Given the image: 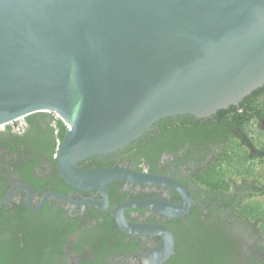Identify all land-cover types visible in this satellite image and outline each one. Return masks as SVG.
<instances>
[{"label": "water", "instance_id": "obj_1", "mask_svg": "<svg viewBox=\"0 0 264 264\" xmlns=\"http://www.w3.org/2000/svg\"><path fill=\"white\" fill-rule=\"evenodd\" d=\"M263 84L264 0H0V126L56 114L68 127L59 172L77 189L103 190L114 180L171 183L76 164L122 148L159 119L210 116ZM51 197L69 201L50 194L41 206ZM117 222L166 236L163 262L172 246L164 228L119 215Z\"/></svg>", "mask_w": 264, "mask_h": 264}, {"label": "flooded vegetation", "instance_id": "obj_2", "mask_svg": "<svg viewBox=\"0 0 264 264\" xmlns=\"http://www.w3.org/2000/svg\"><path fill=\"white\" fill-rule=\"evenodd\" d=\"M242 100L222 110L238 108ZM218 111L159 119L122 148L76 164L81 171L117 168L162 177L178 187L114 180L103 190L77 189L59 172L68 127L56 114L29 115L22 131L0 129V200L9 195L0 204V261L159 264L167 237L121 227L119 215L125 223L168 232L172 246L161 264H264L263 221L252 207L256 195L264 196L256 188L263 183L238 170L225 187L218 170L231 152L232 160L247 158L249 166L254 158L264 161V150L234 124L242 108L216 118ZM50 194L69 201L51 197L41 206ZM149 202L156 204H132ZM159 202L183 211L164 213Z\"/></svg>", "mask_w": 264, "mask_h": 264}, {"label": "trees", "instance_id": "obj_3", "mask_svg": "<svg viewBox=\"0 0 264 264\" xmlns=\"http://www.w3.org/2000/svg\"><path fill=\"white\" fill-rule=\"evenodd\" d=\"M264 87L260 88L256 91H254L251 95L247 96L242 100L238 108L232 107L234 109H229L227 111L220 110L217 112L216 118L223 116L225 113H228V115L231 116L232 113L234 115L236 114V110H239V108L243 109V112L239 115H236L234 120V124L239 126L241 130H243L247 136L251 135L256 137L258 140H263L264 141V126L262 122H264ZM28 117V116H27ZM25 118V120L27 119ZM253 128V130H252ZM248 131L251 132L248 134ZM233 158V153H229L228 158L226 159V164L224 168L218 169L220 171V176L222 177V180L224 182L225 187H228V184L226 182V178H230L231 175H233L232 168L235 167L236 169H239L241 173L249 175L250 171L247 168V166L244 164L248 159H237V160H232ZM258 190H261V194H263L264 191V186L261 185V187H256ZM257 189L255 190L256 193H258ZM252 207L255 210V217L257 219H262V228H264V207L262 203H258L253 201L252 202ZM256 219V220H257ZM1 244V243H0ZM5 258V257H2ZM25 257H21V263L25 264L26 260H24ZM1 264H14L13 262H1ZM20 263V264H21ZM19 264V263H18Z\"/></svg>", "mask_w": 264, "mask_h": 264}, {"label": "rangeland", "instance_id": "obj_4", "mask_svg": "<svg viewBox=\"0 0 264 264\" xmlns=\"http://www.w3.org/2000/svg\"><path fill=\"white\" fill-rule=\"evenodd\" d=\"M250 133L251 132L248 131V134ZM248 137L253 142L255 148H257L258 150H264L263 140L261 139L258 140L256 137L251 136V135H248ZM247 168L250 171L251 177L254 178L257 183H263V186H264V161H258L254 158L253 161L249 163V166L247 163ZM232 169H233L232 170L233 174L239 170V169H236L235 167H233ZM254 201L258 203H262L264 207V196L259 197L258 195H256V199Z\"/></svg>", "mask_w": 264, "mask_h": 264}, {"label": "built area", "instance_id": "obj_5", "mask_svg": "<svg viewBox=\"0 0 264 264\" xmlns=\"http://www.w3.org/2000/svg\"><path fill=\"white\" fill-rule=\"evenodd\" d=\"M26 117H21L18 118L12 122H9L7 124H4L2 126H0V129H4V128H8L10 127L11 129L15 130V131H22L25 129L26 127Z\"/></svg>", "mask_w": 264, "mask_h": 264}]
</instances>
